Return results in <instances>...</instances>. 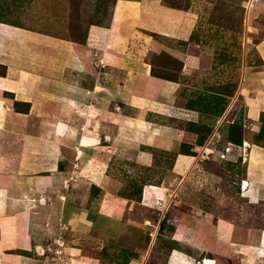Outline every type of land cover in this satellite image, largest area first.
<instances>
[{"label": "crops", "instance_id": "obj_1", "mask_svg": "<svg viewBox=\"0 0 264 264\" xmlns=\"http://www.w3.org/2000/svg\"><path fill=\"white\" fill-rule=\"evenodd\" d=\"M194 23L190 10L163 0H116L109 23L90 25L77 42L0 17V264H19L21 248L35 234L43 236L30 228L50 218L56 190L48 186L67 160L70 178L85 176L105 187L110 154L148 161L147 149L170 145L179 148L172 171L181 204L172 238L193 249L171 250L167 264H264V146L250 140L262 126L264 68L257 87L244 96L242 143L226 142L228 159L220 161L243 164L231 203L223 175L209 162L224 152L215 147L218 124L204 144L193 142L195 134L175 123H194L197 112L176 104L177 82L154 74L149 60L165 51L185 67L191 64L179 46ZM257 47L264 58V40ZM10 162L14 168L3 169ZM103 195L99 214L106 217L114 201L109 190ZM34 204L38 214H28ZM83 213L69 223L86 230Z\"/></svg>", "mask_w": 264, "mask_h": 264}, {"label": "rangeland", "instance_id": "obj_2", "mask_svg": "<svg viewBox=\"0 0 264 264\" xmlns=\"http://www.w3.org/2000/svg\"><path fill=\"white\" fill-rule=\"evenodd\" d=\"M115 1L0 0V17L82 42L90 25L109 23ZM164 3L194 14L191 36L179 46L185 58L192 62L185 67L165 51L151 53L153 73L177 82L176 104L197 112L196 122L185 125L176 122L175 125L186 133L195 134L193 142L202 145L218 124L221 136L215 147L224 150L227 140L238 142L241 135H245L244 96L252 94L264 68V58L257 47L264 40V0H166ZM250 140L264 145V130L259 137L250 135ZM147 150L150 158L141 162L120 157L117 152L110 154L104 168L108 176L105 187L85 176L70 178L68 171L72 164L67 160L62 165L63 173L48 186L56 190L51 197L55 205L50 218H42L39 225L30 228L43 236L35 234L27 241V248H21L18 263L167 264L172 246L187 251L193 249L191 244L178 243L172 238L181 206L178 179L172 171L179 148L170 145ZM180 150L187 151L183 147ZM87 157L90 163L94 162L96 149ZM226 159L219 155L215 164L209 162L212 169L223 175L224 193L233 203L237 201L234 182L243 164L238 159L226 166L220 162ZM14 166L13 162L2 165L6 170ZM226 170H230V174ZM150 185L164 189L163 197L157 195V189H152L149 190L151 200H144ZM187 186L194 188L193 182ZM105 189L112 192L109 199L114 201L106 217L99 214ZM45 200L50 204L49 197ZM33 208L27 213L38 214L35 204ZM82 211L88 216L86 230L69 223Z\"/></svg>", "mask_w": 264, "mask_h": 264}, {"label": "bare ground", "instance_id": "obj_3", "mask_svg": "<svg viewBox=\"0 0 264 264\" xmlns=\"http://www.w3.org/2000/svg\"><path fill=\"white\" fill-rule=\"evenodd\" d=\"M183 156V155H182ZM11 184V183H10ZM244 185H247L245 182H244ZM0 188H2V187H0ZM5 189V188H4ZM152 189H157L158 191H157V195L158 196H161V197H163L162 195H163V193H164V189H162V188H160V187H157V186H154V185H150L149 187H148V189L145 191V200H151L150 199V193H149V190H152ZM154 191V190H153ZM5 193V192H4ZM152 196V195H151ZM160 200V199H159ZM156 203H158L159 204V202L158 201H155ZM158 206V205H157ZM158 209V208H157ZM206 258V257H205ZM207 258H209V257H207ZM214 263V261L213 260H211V259H205L204 260V264H213Z\"/></svg>", "mask_w": 264, "mask_h": 264}, {"label": "trees", "instance_id": "obj_4", "mask_svg": "<svg viewBox=\"0 0 264 264\" xmlns=\"http://www.w3.org/2000/svg\"><path fill=\"white\" fill-rule=\"evenodd\" d=\"M164 1H166V0H163V2H164ZM114 3H115V2H114ZM171 7H174L173 4L171 5ZM174 8H175V7H174ZM261 121H262L261 129H260V131H259L257 134H255V135H257V137H259L260 134H261V132L264 130V113H262V115H261ZM218 130H219V129H218ZM219 131H221V128H220ZM242 138H243V136L241 135V137H240V139H239L238 142H234V141H232V140H227V142H233V143H235V144H241V143H242ZM257 141L260 142V139L257 140ZM253 142H254V141H253ZM254 143L260 144V143H258V142H254ZM261 145H263V144H261ZM263 146H264V145H263ZM173 249H177V250L179 249V250H181V249L178 248V247H174V246H172L171 250H173Z\"/></svg>", "mask_w": 264, "mask_h": 264}, {"label": "built area", "instance_id": "obj_5", "mask_svg": "<svg viewBox=\"0 0 264 264\" xmlns=\"http://www.w3.org/2000/svg\"><path fill=\"white\" fill-rule=\"evenodd\" d=\"M229 146H230V145H227V146L224 148V152L221 153V154H219L221 158H225V157H226V153H228L229 150H230V147H229Z\"/></svg>", "mask_w": 264, "mask_h": 264}]
</instances>
